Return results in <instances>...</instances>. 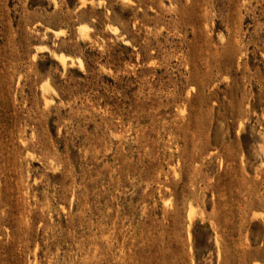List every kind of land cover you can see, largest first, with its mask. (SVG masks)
Masks as SVG:
<instances>
[{
	"label": "rangeland",
	"instance_id": "1",
	"mask_svg": "<svg viewBox=\"0 0 264 264\" xmlns=\"http://www.w3.org/2000/svg\"><path fill=\"white\" fill-rule=\"evenodd\" d=\"M0 264H264V0H0Z\"/></svg>",
	"mask_w": 264,
	"mask_h": 264
},
{
	"label": "bare ground",
	"instance_id": "2",
	"mask_svg": "<svg viewBox=\"0 0 264 264\" xmlns=\"http://www.w3.org/2000/svg\"><path fill=\"white\" fill-rule=\"evenodd\" d=\"M63 58V57H62ZM61 57H60V59H62Z\"/></svg>",
	"mask_w": 264,
	"mask_h": 264
}]
</instances>
